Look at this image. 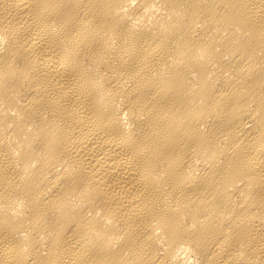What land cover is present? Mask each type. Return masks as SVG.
Wrapping results in <instances>:
<instances>
[{
  "label": "bare ground",
  "instance_id": "1",
  "mask_svg": "<svg viewBox=\"0 0 264 264\" xmlns=\"http://www.w3.org/2000/svg\"><path fill=\"white\" fill-rule=\"evenodd\" d=\"M0 264H264V0H0Z\"/></svg>",
  "mask_w": 264,
  "mask_h": 264
}]
</instances>
